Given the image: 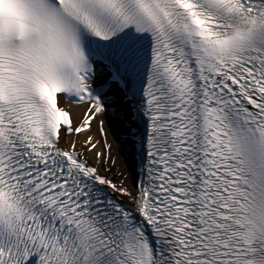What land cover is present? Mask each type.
<instances>
[{
	"label": "snow or ice",
	"instance_id": "snow-or-ice-1",
	"mask_svg": "<svg viewBox=\"0 0 264 264\" xmlns=\"http://www.w3.org/2000/svg\"><path fill=\"white\" fill-rule=\"evenodd\" d=\"M0 264H264V0H0Z\"/></svg>",
	"mask_w": 264,
	"mask_h": 264
},
{
	"label": "bare ground",
	"instance_id": "bare-ground-1",
	"mask_svg": "<svg viewBox=\"0 0 264 264\" xmlns=\"http://www.w3.org/2000/svg\"><path fill=\"white\" fill-rule=\"evenodd\" d=\"M71 110L73 112V118L76 119L79 116V114L81 112V109L78 106H72ZM108 121L109 122L113 121V123L117 124L118 126H120V124H121L120 118L119 117H115L114 115L112 116V114H110L109 112H108V119L105 121V127L108 126ZM93 135L95 136V132L93 133ZM81 139H83V135L81 136ZM99 147L100 146L98 145V148ZM124 150L127 151V148L126 147H122V148L119 147V149H118L116 147L115 143L112 142V151H113L114 154H118L116 156V166L120 167L121 170H123L124 173H126L127 170H126V168L124 166V162L120 159V154H119L120 151H124ZM128 150H129V148H128ZM132 178H133L132 174L129 173L128 177H127V180L130 182L132 180Z\"/></svg>",
	"mask_w": 264,
	"mask_h": 264
}]
</instances>
